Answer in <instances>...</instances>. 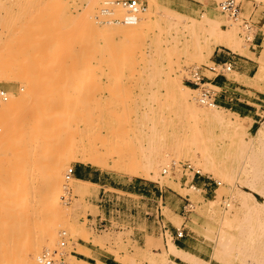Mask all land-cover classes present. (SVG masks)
<instances>
[{
	"label": "rangeland",
	"instance_id": "1",
	"mask_svg": "<svg viewBox=\"0 0 264 264\" xmlns=\"http://www.w3.org/2000/svg\"><path fill=\"white\" fill-rule=\"evenodd\" d=\"M105 1L112 0H0V89L6 93L5 99L0 98V124L18 117L31 105L28 100L16 99L34 86L37 104L45 107L37 116L46 121L42 135L46 139L60 136L58 148L62 149L63 141L70 145L89 133L94 121H108L114 128L120 122L118 129L121 131L122 126L128 133L127 140L142 145L157 161L156 175L147 177L75 159L66 162L63 175L68 166L75 169L81 165H88L96 175L91 179L94 184L76 181L74 176L66 178L68 186L83 190L76 195L69 187L64 193L63 216L58 214L62 219L53 222L61 233L63 251L50 254L65 264L71 256L93 262L97 255L125 264H170V260L186 264L167 253L171 241L208 264H242L245 257L237 249L216 242L220 230L233 229L226 218L231 206L239 205L231 193L232 186L219 172L230 166L225 170L241 177L239 156L256 148L260 137L250 139L242 130L227 129L203 118L194 119L193 125L184 115L178 91L186 85L198 108L215 109L245 127L257 121L263 128L264 72L257 76V66L248 75L239 74L233 64L210 61L211 54L210 60H198L199 50L205 44L212 45L211 36L216 32L171 25L163 14L179 17L187 24L211 19L220 32L233 31L232 39L239 44L231 41L236 51L221 44H213V49L225 48L244 57L249 55L254 25L264 20V0H238L237 19L222 13L217 0H139L144 9L135 12L131 22L123 16L124 9L108 6ZM218 76H226L232 86H212L210 81ZM170 80L175 86H170ZM202 88L213 90L216 107L200 102ZM217 93L255 99L263 106L252 118L239 117L218 105ZM54 103H59V111L51 109ZM127 118H133L132 125L126 126ZM22 134L15 129L0 139V168L2 162L11 166L13 160L7 161L10 156L4 154ZM194 135L199 141H193L211 153L212 161L194 149ZM33 136L31 133L29 138ZM180 139L185 144L178 155L166 154L168 146ZM162 155L165 160L168 157L164 164L158 161ZM20 161H13L12 166H21ZM238 221L235 217L230 223ZM70 229L75 233L70 234ZM177 230L182 231L180 237ZM76 231L88 235L82 238ZM82 245L98 254H90ZM46 250L43 241L38 254Z\"/></svg>",
	"mask_w": 264,
	"mask_h": 264
},
{
	"label": "bare ground",
	"instance_id": "2",
	"mask_svg": "<svg viewBox=\"0 0 264 264\" xmlns=\"http://www.w3.org/2000/svg\"><path fill=\"white\" fill-rule=\"evenodd\" d=\"M105 2L108 6L114 5L115 7L116 5L113 0ZM134 13L125 12L123 16L127 18L128 22H131L135 18L133 16ZM163 15L171 25H182V28L186 27L189 29L188 27H190L191 30L200 29L205 33L216 32V34L211 36L213 39L212 45L205 44L201 49L199 48V54L196 56L198 60H210L209 55L213 50V44H221L234 51L237 49V47L233 46L235 44V40L232 39L234 36L233 31L225 29L224 32H220L216 22L211 21L209 18H204L203 22L192 20L190 24H187L181 22L179 17L167 14ZM232 29L234 30V28ZM236 45L238 46L239 44ZM263 72L264 62L259 59L257 76L261 73L263 74ZM170 86H175L174 80H170ZM180 88L178 97L182 100L184 115L192 119L193 125H195L194 119L203 118L227 129L242 130L249 135L250 139L260 137L256 141V148L246 150L245 147L244 150L246 152H242L239 156L243 160L241 162L242 160L239 159V163H242L241 168H239L242 173L241 177H234L233 174L235 172L233 174L229 173L227 170L230 166L228 168L225 166L222 171L218 170L220 171L219 173L222 172V178L232 186L231 193L239 201V205L233 204L231 206V213L227 212L230 213L228 215L229 220L226 218V221H229L227 223L228 227L233 229L220 230L221 232L219 231L220 234L218 233L216 242L224 244V246L227 244L229 248H234L235 251L237 249V253L245 257L244 262L241 261L242 264H264V126L261 128L260 123L255 121V123L245 127L237 124L215 109H200L194 103L195 97L189 94V90L191 89L186 85ZM37 92L38 90L34 86H30L27 92L16 100L19 102L28 100L31 105L18 117L13 120H6L0 124V139L12 130L18 129L23 131L21 135L22 139L14 147L7 146L9 150L4 154L7 158L10 156L8 160L5 158L7 161L13 160L16 162V160L20 161L19 159H22L20 161L22 163L20 164L21 166H16L17 162L12 166L13 161H11V166H8L10 165L8 164V167H6L2 162L3 167L1 166L0 168V264H34V261H37L41 255L38 253L43 241L46 243V254L53 252L55 255H59L62 253L63 247L59 245L61 242L59 235L61 233L59 230H56L53 222L56 219H62L59 215L63 210V203L65 202L63 195L67 189L70 187L73 194H81L83 190V188L77 185H67L62 171L66 162L70 159L88 162L99 167L123 171L137 176L147 177L151 176V173H154L153 175L157 173H155L157 167L154 169L157 161L150 158V155L146 151L147 149L142 145H134L127 140L128 133L124 129L122 131V126L121 131L118 129L121 125L120 122H118V128H114L108 121L103 123H94V121L90 123L89 133L73 140L70 145H67L63 141L62 149L58 148L61 141L60 136L52 135L50 139H46L45 135H42L46 121L37 116L45 107H40L37 104ZM210 105L217 106L213 102ZM60 108L59 103H54L51 106V109L54 111H59ZM130 118L125 119L126 126L127 124L132 125L134 120ZM121 123L124 125V121ZM50 126L53 127L52 123ZM72 131L74 130L72 129ZM31 133L35 136L29 138ZM192 137V141L198 139L196 136ZM70 138L74 139L72 136ZM136 141L138 140L136 139ZM195 141H193L194 144L199 140ZM184 144L182 139L177 140L171 146L167 145L169 150H165V152L166 154L168 152L175 153L174 156L176 157ZM190 144L193 147L195 146L192 142ZM194 149H198L203 158H211V153L206 152L204 146L202 148L197 145ZM165 157V155H162L158 161L164 164L168 159L167 157L165 160ZM196 162L198 163V161ZM226 171L228 173H225ZM72 179L94 184L89 180L75 177ZM235 217H238L239 221L236 224H231L230 221L234 220ZM73 232L75 233V230L70 229V234H74ZM80 233L76 231V235L82 238H86L88 235L86 232H83L84 234L82 235ZM167 253L174 255L186 264H208L204 259L177 246L171 241L168 243ZM70 258L69 264H91L73 256ZM170 264L179 263L170 260Z\"/></svg>",
	"mask_w": 264,
	"mask_h": 264
},
{
	"label": "crops",
	"instance_id": "3",
	"mask_svg": "<svg viewBox=\"0 0 264 264\" xmlns=\"http://www.w3.org/2000/svg\"><path fill=\"white\" fill-rule=\"evenodd\" d=\"M254 27L255 31L248 46V56H235L230 51H227L225 48L215 47L211 52L210 61L214 63L228 62L236 67L237 73L248 75L250 73L251 68L258 66L259 59L263 60L264 62V20L258 21L254 25ZM210 84L216 87L217 89H222L228 84H231L230 86H232V81H230L226 76H218L214 81H210ZM220 95H222V98L219 97ZM215 98L218 101L219 106L224 107L232 113L237 114L239 117L252 118L255 116V114L258 113L259 109L263 106L260 101H257L255 99H242L236 96L226 95L225 93H217ZM233 98L235 99V101L233 100ZM95 175L96 174L93 173L92 169H90L88 165L77 166L74 169L73 173V176L75 178L90 181H92L91 179L94 178ZM176 245L184 249L183 245ZM82 246L83 250L88 251L90 254H98V252L94 248L84 245ZM90 263L125 264L121 261H118L114 257L110 259H104L98 255L96 258H94V261Z\"/></svg>",
	"mask_w": 264,
	"mask_h": 264
},
{
	"label": "built area",
	"instance_id": "4",
	"mask_svg": "<svg viewBox=\"0 0 264 264\" xmlns=\"http://www.w3.org/2000/svg\"><path fill=\"white\" fill-rule=\"evenodd\" d=\"M115 3L120 8L124 9L126 12H140L144 9L143 5L139 0H115ZM217 8L224 14H226L229 18L237 19L240 14V6L238 0H217L216 2ZM243 25L246 28L250 26L246 21L243 20ZM225 64V63H224ZM230 66V63H228ZM0 98L5 99L6 93L2 89H0ZM199 98H202L200 102H203L205 105H209L210 102H214L213 90L210 88H202L199 94ZM74 169L72 166H68L64 172L65 178H70L73 176ZM219 184V182H216ZM182 235L181 230H177L176 236L180 237ZM37 264H65L62 260L55 258L51 254L41 253L37 260Z\"/></svg>",
	"mask_w": 264,
	"mask_h": 264
}]
</instances>
